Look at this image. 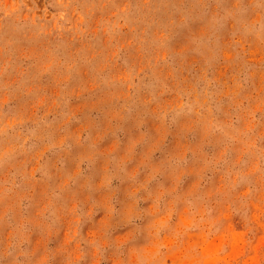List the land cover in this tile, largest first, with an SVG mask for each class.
<instances>
[{
  "label": "rangeland",
  "instance_id": "rangeland-1",
  "mask_svg": "<svg viewBox=\"0 0 264 264\" xmlns=\"http://www.w3.org/2000/svg\"><path fill=\"white\" fill-rule=\"evenodd\" d=\"M0 264H264V0H0Z\"/></svg>",
  "mask_w": 264,
  "mask_h": 264
}]
</instances>
